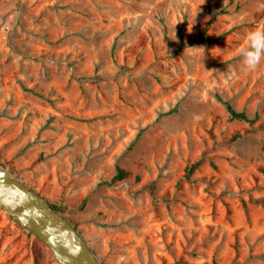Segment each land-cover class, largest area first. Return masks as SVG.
I'll use <instances>...</instances> for the list:
<instances>
[{
	"label": "rangeland",
	"instance_id": "1",
	"mask_svg": "<svg viewBox=\"0 0 264 264\" xmlns=\"http://www.w3.org/2000/svg\"><path fill=\"white\" fill-rule=\"evenodd\" d=\"M257 29L264 0H0V163L103 264H264ZM0 264L59 262L0 207Z\"/></svg>",
	"mask_w": 264,
	"mask_h": 264
},
{
	"label": "water",
	"instance_id": "2",
	"mask_svg": "<svg viewBox=\"0 0 264 264\" xmlns=\"http://www.w3.org/2000/svg\"><path fill=\"white\" fill-rule=\"evenodd\" d=\"M52 204L0 163V207L10 218L40 238L59 264H102L75 226Z\"/></svg>",
	"mask_w": 264,
	"mask_h": 264
},
{
	"label": "clouds",
	"instance_id": "3",
	"mask_svg": "<svg viewBox=\"0 0 264 264\" xmlns=\"http://www.w3.org/2000/svg\"><path fill=\"white\" fill-rule=\"evenodd\" d=\"M248 43L237 50V55L242 58L245 68L255 71L264 61V29H257L248 34Z\"/></svg>",
	"mask_w": 264,
	"mask_h": 264
},
{
	"label": "trees",
	"instance_id": "4",
	"mask_svg": "<svg viewBox=\"0 0 264 264\" xmlns=\"http://www.w3.org/2000/svg\"><path fill=\"white\" fill-rule=\"evenodd\" d=\"M226 106H227V110L229 112V116L231 119H236V120H241V121H245L247 123L253 124L255 122H257L260 118L259 114L256 113L255 115H250L245 111H240L237 110L231 103L226 102ZM174 111H176V109H172L170 110L168 113H173ZM197 164H194L190 167V171H193L195 169ZM125 175H127V172L122 170L121 168H118V176L119 178H124ZM53 208L61 213V208L56 205V204H52ZM71 222V221H70ZM75 226V225H74ZM75 228L77 229V227L75 226ZM78 230V229H77ZM79 231V230H78ZM80 233V231H79ZM81 234V233H80ZM82 235V234H81ZM84 238V237H83ZM89 245V244H88ZM90 246V245H89ZM91 250L93 251L92 247L90 246ZM101 262V261H100ZM102 263V262H101ZM103 264V263H102Z\"/></svg>",
	"mask_w": 264,
	"mask_h": 264
}]
</instances>
